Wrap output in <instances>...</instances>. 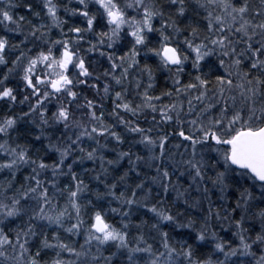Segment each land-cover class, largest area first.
Masks as SVG:
<instances>
[{"label": "snow or ice", "instance_id": "1", "mask_svg": "<svg viewBox=\"0 0 264 264\" xmlns=\"http://www.w3.org/2000/svg\"><path fill=\"white\" fill-rule=\"evenodd\" d=\"M0 264H264V0H0Z\"/></svg>", "mask_w": 264, "mask_h": 264}, {"label": "trees", "instance_id": "2", "mask_svg": "<svg viewBox=\"0 0 264 264\" xmlns=\"http://www.w3.org/2000/svg\"><path fill=\"white\" fill-rule=\"evenodd\" d=\"M161 82H162V80H161ZM175 198H176V193L170 191L168 199H169L170 201H174ZM178 204L182 206V205H183V201H182V200L179 201Z\"/></svg>", "mask_w": 264, "mask_h": 264}]
</instances>
